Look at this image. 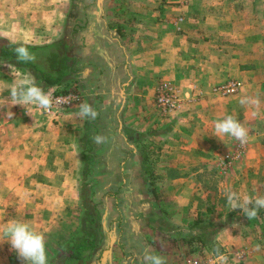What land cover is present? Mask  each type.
<instances>
[{
	"label": "crops",
	"instance_id": "crops-1",
	"mask_svg": "<svg viewBox=\"0 0 264 264\" xmlns=\"http://www.w3.org/2000/svg\"><path fill=\"white\" fill-rule=\"evenodd\" d=\"M181 2L0 0L1 40L32 46L70 40L77 82L87 84L84 102L98 113L95 120L81 118L77 106L58 116L35 108L29 115L3 93L13 79L10 68L27 71L0 63V196H5L0 224L3 229L12 220L24 221L42 233L47 260L81 231L83 154L90 161L86 183L98 205L100 229V251L86 264H142L148 247L166 264L205 259L206 250L192 252L182 236L171 238L154 227L150 215L166 217L167 210L155 212L157 201L147 199L151 187H139L145 165L141 150L145 147L154 166L147 181L161 180L154 182L157 199L183 212L174 224L193 225L208 211L209 191L202 176L188 168L223 162L238 142L213 135L215 121L227 115L240 120L249 129L250 147L258 145L257 132L264 129V0H191L187 7ZM73 7L76 26L70 29ZM180 15L184 22L177 24ZM228 80L241 81L244 88L230 97L213 93ZM159 82L191 98L168 118L154 105ZM244 96L258 97L259 107L242 106ZM94 135L106 140L91 141L89 151L81 141ZM228 147L235 149L229 154ZM142 205L150 206L145 213ZM5 246L10 255L3 264H22Z\"/></svg>",
	"mask_w": 264,
	"mask_h": 264
},
{
	"label": "rangeland",
	"instance_id": "rangeland-1",
	"mask_svg": "<svg viewBox=\"0 0 264 264\" xmlns=\"http://www.w3.org/2000/svg\"><path fill=\"white\" fill-rule=\"evenodd\" d=\"M93 1L95 5L96 0ZM190 3L191 0H183V2H181L180 5L187 7ZM73 10L74 13H76V8L73 7ZM183 22H184L183 15H180L177 18L176 23L181 24ZM70 29H73V27ZM70 55L73 57L74 52L71 51ZM27 72H24V74H27ZM231 81H237V80H228L226 82H231ZM237 82L242 83L241 81H237ZM166 84L167 86H171L172 89H174L175 92L178 93V97L182 100V103H184L185 99H191L190 97H185V96L183 97L181 90L178 87L170 83L159 82L155 88V95H154L155 106H156L155 101H156L157 90L159 87ZM222 84L215 86V88L213 89V93L220 95L222 97L236 96L244 88V84L242 83V88L237 94L223 96L222 94L215 92V89L221 86ZM66 85L68 86V88L64 89L63 92L53 93L51 94V96L53 97L60 94L61 95L74 94V95H78L81 98L80 99L81 103L84 102L85 100L84 89L86 87L84 88L83 86H87V84H85V81L79 83L73 78ZM92 86H90V89L92 88ZM91 91L94 92L93 89H91ZM198 98H200L199 95H197L195 100L197 101ZM32 108L35 107L33 106ZM24 110L26 111L25 108ZM161 115L163 116V118H168L169 116H171V114L170 115L161 114ZM262 126L264 127V123L262 124ZM256 138L258 140V141L256 140L258 142L257 143L258 145L256 146L254 145L250 147V142H248L244 146H241L240 143L237 142L235 153L226 157L223 162H220L219 160L218 161L214 160L212 163H208V162L196 163V164H192V166L188 168V170H194L199 174V176H202V179L200 180L209 191L208 196L206 195V201H207L206 205L208 206L207 210L212 209L213 211L210 214H208L207 211V213L206 214L204 213L203 216L199 215L197 217V219L202 218L203 220H205V223L200 226L201 229L191 230V227L194 224L193 225L174 224V222H179V220L183 218L182 217L183 212L177 210L174 205H172L170 202L167 201V199L165 200L162 199V197H160V199L162 200H158V199L153 200V201H157L153 204V208L155 212L160 213L161 210L164 211L167 210V216L163 218L167 222L170 221L171 224L173 223L174 225L178 226L181 229L182 232H179L180 236L182 237L184 236L188 237L190 235L199 236L200 234H202V231L208 230V234L204 236V238L210 244H208V246L206 247H203L200 243L197 242L192 249V250L197 249V251L201 253L204 250H206L207 255L205 259L202 258V261L193 262V263L186 262L185 264H219L213 253V249L220 245H222L220 247L221 253L227 256V264H264V209L259 210V214L257 218L253 220H249L242 213V210L231 209L227 205V201L223 195L224 188H231L232 190L238 193L249 195L252 197L264 196V129L259 130L257 132ZM259 141L261 145H259ZM234 149L235 148L232 149V147H228L226 150H228L230 154L233 152ZM248 150L250 153L246 155ZM148 166L154 168L153 164H150ZM155 168L156 170L159 169V167L157 166ZM88 180L91 181L92 179L89 178ZM129 180L131 181V179ZM129 180H127L126 182L127 183L129 182L130 185ZM149 181L151 183L153 182L158 183L161 180L151 177ZM82 186L83 184L81 185V187ZM160 192H163L162 188L160 189ZM147 196H148L147 199L150 200L153 199L152 195L149 194ZM3 197L5 196H0V198ZM157 197H159L158 194ZM165 206H168V208ZM231 212H236L237 214L232 215ZM147 217H146V221L148 220ZM188 217H190L189 219L192 218V216H188ZM0 223L2 224L1 218H0ZM211 223H213L216 226H219L221 224L223 226L222 232L219 235H217V237L214 236V234H212V231L210 230ZM1 224H0V230H2ZM217 238H219V244ZM5 243L3 242L2 239H0V264H3V260L7 261V258L10 255V253L7 252L6 249L8 247L5 246L9 244L8 243L5 244ZM178 245H180L181 247L178 249L182 250L183 247L182 242H179ZM162 246L164 250L167 249V244L165 245L162 244Z\"/></svg>",
	"mask_w": 264,
	"mask_h": 264
},
{
	"label": "clouds",
	"instance_id": "clouds-1",
	"mask_svg": "<svg viewBox=\"0 0 264 264\" xmlns=\"http://www.w3.org/2000/svg\"><path fill=\"white\" fill-rule=\"evenodd\" d=\"M7 38V37H5ZM8 39V38H7ZM10 44L13 41L8 39ZM16 60L20 63H29L36 60V56L25 44H19L14 47ZM13 79L6 87L3 88L9 92V96L5 97L12 106H22L27 113L32 116V107L37 109L50 111L54 103L60 104L64 98L56 97L55 101L49 92H46L39 86L35 78L30 74H24L10 68ZM239 103L242 106L259 107L260 100L258 97L244 96ZM78 115L81 118L95 120L98 116L97 111L89 102L79 104ZM223 141L224 137L234 138L241 146L249 142V129L232 115H227L222 119H218L214 123V131L212 133ZM93 143L100 145L106 140L103 135H94L91 137ZM223 195L227 201V205L233 209H240L242 213L249 219L257 218L259 210L264 209V196L252 197L249 195L238 193L231 188H224ZM0 239L8 243L22 264H48L45 237L42 233L35 231L27 222L12 220L6 227L0 230ZM219 244V238H217ZM220 246L213 249V253L219 264H227V256L222 254ZM142 264H166L163 256L157 255L148 247L145 248L142 255Z\"/></svg>",
	"mask_w": 264,
	"mask_h": 264
},
{
	"label": "trees",
	"instance_id": "trees-1",
	"mask_svg": "<svg viewBox=\"0 0 264 264\" xmlns=\"http://www.w3.org/2000/svg\"><path fill=\"white\" fill-rule=\"evenodd\" d=\"M74 3V0H73ZM74 23V10H71L68 19V27L74 28L76 25ZM19 44H10L7 41L0 39V63L28 71L37 81L36 83L41 86L46 92L56 86H62L67 84L73 78L77 81V70H75V65L71 52V43L70 40L66 38H61L58 41L44 45V46H32L27 45L29 50L35 54L36 60L29 63H20L16 60V55L14 53V47ZM88 134V129H87ZM89 137V135H88ZM85 137L81 142L83 147H87V150H91V141ZM86 151V149H85ZM141 154L143 156L144 164L150 165L146 155L145 147L142 148ZM83 186L81 187V207L83 210L82 215V224L81 231L78 236H76L71 242L63 246L58 252L55 258L48 260V264H86L85 262L90 260V258L100 251V241L98 236L100 235L99 229V215H98V205L95 204L90 198V187L89 183H86L87 176L90 170V161H88V155L83 154ZM140 171L139 187L141 189L146 188V186L151 187V194L153 195V200H157V192L154 182L151 183L147 181L148 175L151 176L152 168L150 166H145ZM145 209L150 206H145ZM213 210L209 209L208 214ZM232 215H236V212H231ZM151 220L153 221L154 227L163 232L164 234L175 238L180 236L179 232H182L181 229L167 222L163 217L158 215H150ZM205 223V220L198 218L194 225L191 227V230L201 229V225ZM210 230L212 234L217 237L222 230V224L219 226L210 224ZM208 234V230L202 231V234L199 236L190 235L188 237H180L181 240H186L190 246H194L197 242L200 243L203 247L208 246V243L204 236ZM192 252H198L197 249L192 250ZM100 259V256L98 257Z\"/></svg>",
	"mask_w": 264,
	"mask_h": 264
},
{
	"label": "built area",
	"instance_id": "built-area-1",
	"mask_svg": "<svg viewBox=\"0 0 264 264\" xmlns=\"http://www.w3.org/2000/svg\"><path fill=\"white\" fill-rule=\"evenodd\" d=\"M242 88V83L237 81L226 82L215 89V92L222 94L223 96H229L237 94ZM56 97L64 98V101L60 104L53 105V108L50 111H44L36 109L37 111L42 112L44 115H53L58 116L62 112L72 110L79 106L81 103V98L78 95L67 94V95H57L53 96L55 101ZM156 107L162 112L163 115H170L178 111L183 103L182 100L178 97V93L172 89L171 86L163 85L158 88L156 93Z\"/></svg>",
	"mask_w": 264,
	"mask_h": 264
}]
</instances>
